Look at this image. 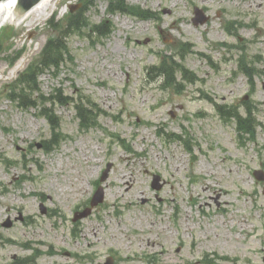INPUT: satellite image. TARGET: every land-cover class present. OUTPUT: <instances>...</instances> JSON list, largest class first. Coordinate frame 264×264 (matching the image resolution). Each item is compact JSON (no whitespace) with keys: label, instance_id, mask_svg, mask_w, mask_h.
Here are the masks:
<instances>
[{"label":"rangeland","instance_id":"rangeland-1","mask_svg":"<svg viewBox=\"0 0 264 264\" xmlns=\"http://www.w3.org/2000/svg\"><path fill=\"white\" fill-rule=\"evenodd\" d=\"M90 1L83 29L107 21L113 31L71 33L72 63L41 75L40 92L89 99L107 115L83 130L73 105H54V145L49 119L12 90L53 34L49 20L64 27L71 4ZM109 2L59 0L34 25L0 18L11 36L0 54V264H264V180L254 175L264 171V0H128L150 20L110 16ZM198 6L210 19L195 25ZM159 64L158 73L176 70L175 85L154 72ZM222 105L251 110L260 126L250 141L222 119ZM123 171L130 191L110 184ZM100 186L104 201L74 221Z\"/></svg>","mask_w":264,"mask_h":264},{"label":"trees","instance_id":"trees-1","mask_svg":"<svg viewBox=\"0 0 264 264\" xmlns=\"http://www.w3.org/2000/svg\"><path fill=\"white\" fill-rule=\"evenodd\" d=\"M112 3V10L113 12L116 10L121 11H127L128 12V3L127 0H111ZM86 8H83L80 10V12L72 14L70 16V19L66 23L67 25L63 29L62 33L59 34V37L52 38L48 44L46 45L45 49L43 50L40 58L37 59V62L32 65L27 73L23 76L21 79V83L23 85V88L21 90V95L23 97L21 98L22 103L27 102L26 105H35L36 102H33L32 94L29 93V95L24 96L27 88L32 90L33 92H37L39 89L38 85V77L40 73L51 71L52 69H58L61 67L62 64L65 63V61L71 60L70 54H69V48L66 45V39L65 34L69 32L71 29H82L84 26H87V20H86ZM138 15H145V12L140 9L139 12H135ZM67 28V30H66ZM101 26H96V29L100 31ZM69 30V31H68ZM168 69L165 71V76L167 78V81L174 82L176 80L175 73L176 70H172V75H169ZM185 75H186V69H183ZM32 92V93H33ZM62 97V99H61ZM58 100L62 102H69L70 98L63 96L61 93L58 95ZM34 103V104H33ZM78 107V114L81 116L82 119L85 121H92L94 120L95 116L92 115L94 112V107L96 104H93L91 101L83 103L82 101L75 104ZM93 108V109H91ZM236 116L238 120L241 122L242 129L246 132H252L253 128V122L251 118H243L240 115H238V112L236 113Z\"/></svg>","mask_w":264,"mask_h":264},{"label":"bare ground","instance_id":"bare-ground-1","mask_svg":"<svg viewBox=\"0 0 264 264\" xmlns=\"http://www.w3.org/2000/svg\"><path fill=\"white\" fill-rule=\"evenodd\" d=\"M59 0H46V3L36 7L35 9L25 13V17L22 23H24L26 20H28V24L29 25H34L35 22H37L36 20H40L43 19L45 17H47L48 15V11L54 9L57 5H58ZM5 11V14H3L2 12ZM0 18L2 19V22H14L17 25L22 24L21 23V18H22V14H19V12L13 13L12 11V4L7 2L5 4L0 5ZM27 24V25H28ZM173 28H176V21L173 25ZM24 60H19L16 69H18L19 67H21L23 65ZM1 68V67H0ZM2 70H0L1 72ZM157 159L160 161L159 159V154H157ZM127 159H131L130 156L127 157ZM130 162H132L131 160H129ZM132 175V172H125L123 171L122 173H120L117 177L118 181L115 180H110V184L115 185L118 187V191L124 190V191H130L132 190L133 186H134V181L133 178H130L129 176ZM167 181V180H166ZM169 182V181H167ZM120 185H119V184ZM170 183V182H169ZM119 185V186H118ZM122 186V187H121ZM209 186L206 187V189H208ZM240 191L242 192V194H249L250 196H252V194L254 193L253 191L250 192L248 191L245 187H240ZM221 197L223 195L229 194V190L227 189H221ZM124 197L123 195H119V197L117 198L116 201H118L120 198ZM264 213V211H262ZM196 220V219H195ZM198 222V221H197ZM244 222H246L244 220ZM247 228V226L245 225V223H242L241 225V234L245 231V229ZM249 235H255L258 236L259 234L256 235V232H250Z\"/></svg>","mask_w":264,"mask_h":264},{"label":"water","instance_id":"water-1","mask_svg":"<svg viewBox=\"0 0 264 264\" xmlns=\"http://www.w3.org/2000/svg\"><path fill=\"white\" fill-rule=\"evenodd\" d=\"M38 1H40V0H19L20 4L18 6V11L20 13H23L26 10L30 9L31 7H33L36 3H38ZM44 3H46V0H41V2L39 4L35 5V7H33L32 9H30L29 11L35 9L36 7H38V6H40V5L44 4ZM3 4H5V3H3ZM0 5H2V4H0ZM29 11H27V12H29ZM27 12H25V13H27ZM25 13L22 14L21 23L24 20ZM202 13H203L202 10L198 9L197 10V18L200 19L202 22H204L206 20V18L203 17ZM98 197L99 198H97L95 200V202H94L95 204L98 203V202H100L101 200H103L102 190L99 193V196ZM111 260L112 259H110V261Z\"/></svg>","mask_w":264,"mask_h":264}]
</instances>
